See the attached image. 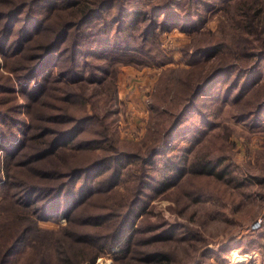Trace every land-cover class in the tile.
I'll list each match as a JSON object with an SVG mask.
<instances>
[{
    "label": "rangeland",
    "instance_id": "rangeland-1",
    "mask_svg": "<svg viewBox=\"0 0 264 264\" xmlns=\"http://www.w3.org/2000/svg\"><path fill=\"white\" fill-rule=\"evenodd\" d=\"M159 1L161 0H131V4L133 7L146 8L148 4ZM206 1L216 5L205 11L204 16L207 19L199 31L176 26L165 32L158 31L157 37L144 38L142 33H137L134 37L122 34L121 37L130 45L142 46L143 49H109L107 54L101 52L100 56L82 58L80 66L85 76L97 74L104 78L101 83L88 80L74 83L73 77L70 79L61 75L60 70L73 67L68 61V55L63 56L58 64L54 60L47 63L46 66L54 72L53 77L60 78V82L55 84L60 89L55 92L58 99L49 95V99L47 98L48 103L55 102L54 109L50 104L45 107L39 105L33 109V116L42 115L45 118L44 122L37 124L53 129H68L77 125L79 119H87L88 123L78 133L92 147L100 146L93 147L92 151L70 150L67 161L64 160L60 166H68L69 160V163L78 164L81 161L87 165L107 154V149L112 147L110 155L130 152L145 158L153 145L163 142L165 131L170 128L174 121L173 115L180 107L181 95L199 82L203 74L218 67V56L209 59V56L199 57V61L195 63L190 61L197 40L226 41L229 46L239 49L238 54L243 51V47L246 51H253L260 46L259 40H263L262 36L255 38L250 34L251 41L245 42L247 36L244 33H249V30L244 27L243 17L231 12L224 14L226 7L221 0ZM15 4L16 0L9 1L8 4L6 0H2L0 8L8 10ZM34 8L40 18L43 14L50 13V10L40 5ZM193 9L194 3H182V8L178 10L188 13ZM112 12L117 11L113 9ZM26 13L27 8L18 14L13 24H21ZM67 17V13H62L61 18L57 17L52 23L58 26ZM7 21L6 18L0 20V45L5 37L1 26ZM139 24L144 26L141 21ZM37 27L38 24L35 28L38 29ZM39 30L40 28L35 34L42 32V29ZM210 31L213 33L207 34ZM16 39L18 34H13L12 41L9 40L10 44L4 48V51L10 53L7 60L0 49V86L16 89L13 93L0 89V111L3 113L0 114V133L12 129L13 139L24 133L32 119L28 113V103L32 99L27 94L23 95L22 83L18 79V75H22L24 71H18L17 68L33 64L44 50L30 48L29 52H25L32 55L30 59L20 60V54L11 55L19 53L15 51L19 43ZM11 42H14V46ZM37 44H42V40ZM261 51L263 49H258L255 53ZM257 56L244 63L234 62L247 66L258 59L259 65L254 72V79L264 83V55ZM105 71L110 72L109 76ZM241 82L239 80V86ZM51 84L53 82L44 80L41 87L44 90V87H50ZM228 85L229 80L221 81L218 91ZM253 88L254 86L250 92ZM47 90L48 94L51 93ZM74 91L79 94L82 92L86 99L83 101V97H78L79 95L63 99L68 95L67 92ZM236 91L238 88L234 89ZM245 95L247 93L238 103L224 100L220 95L212 98L210 106L206 103L208 100L200 101L202 106H206L203 111L207 117L200 114L196 118L208 120L210 117L209 123L204 124L200 120L192 134L179 135L168 154L157 155L153 162L147 163L141 159L126 162L119 182L110 190L107 185L112 182L111 172L115 167L112 165L103 182L105 184L97 186L94 189L96 191L88 194L85 201L74 209L70 219H66L60 211L55 219L40 220L39 227L50 231L54 236L59 234L65 240V251H84V264L91 263L89 256L97 251V247L105 251L98 255L93 264H150L145 260L147 252L155 249L170 256L163 264H232L238 253L243 255L239 249H233L231 253H219L217 250L225 244L232 245L243 237L246 240L256 238L258 245L256 243L245 254V260L233 264H264V114L256 120H243L242 116L250 108V102L243 101ZM259 96L256 93L252 99ZM16 104L20 105L17 109ZM62 105H66V113L59 109ZM57 115L73 116L76 120L61 123L63 125L53 123L51 118ZM97 140L99 143H96ZM13 143L14 140H7L3 136L0 138V259L3 251L14 243L22 228H27L30 224L28 221L25 224L15 223L20 217H26V212H17L12 200L15 202L19 199L17 206L29 207L21 202L24 196L21 197L20 194L24 189L16 184L10 197L3 185L7 176L5 163L10 162V168L11 163L20 158L18 155L8 157L7 147ZM173 163H180L179 168L184 167L183 175L175 177L176 180L170 177L175 173L169 167ZM35 166L44 168L40 162L35 163ZM13 168H16L19 175L29 174V167L17 165ZM163 182L168 187L166 191H160ZM142 184V202L139 200L134 206L133 202L138 198ZM154 187L158 189L153 190ZM13 191L16 192L15 197ZM36 199L34 207L42 206L49 198L36 195ZM49 208L45 210L51 212V207ZM132 208L136 212L128 222L127 226L130 228L119 239L114 232L119 224L121 226L126 217L125 213ZM93 216L94 220L90 218ZM27 217L30 215L27 214ZM85 219L87 220L84 223ZM257 222H260V227L252 230ZM87 230H95V238H85L83 234ZM208 250H214V253ZM53 251L47 253L43 250L48 258H54ZM41 252V247L35 252L32 233L29 232L9 264H36ZM136 255L139 258H134ZM50 263L55 264L54 259Z\"/></svg>",
    "mask_w": 264,
    "mask_h": 264
},
{
    "label": "trees",
    "instance_id": "trees-1",
    "mask_svg": "<svg viewBox=\"0 0 264 264\" xmlns=\"http://www.w3.org/2000/svg\"><path fill=\"white\" fill-rule=\"evenodd\" d=\"M9 1L12 0H6L7 4ZM220 2L226 7L224 14L226 13L227 15L231 12L243 17L244 27L249 30V33H244V36H247L244 39L245 42L251 41L250 34L255 38L262 36L264 40V0H221ZM182 3H189L191 5L194 3L193 11L190 10L188 13H181L178 9L182 8ZM36 5L46 7L47 10H50V13L43 14L40 18L36 15L34 8ZM148 5L146 8L133 7L131 0H16V4L12 8L8 10H1L0 8V20L4 18L8 19L6 24L1 26L5 37L0 45V49H2L6 60L10 53L4 51V48L10 44L9 40L12 41L11 37L13 34H18V39L16 40H19V43L15 51H19V53L11 55L18 56L20 54L18 57L20 60L23 58L30 59L32 55L25 53L29 52L30 48L32 50L44 49L43 53H39L38 60L34 61L33 64L27 67H25L26 65L22 67L18 66L17 68L18 71L19 69L24 71L22 75H18V79L22 83L21 89L24 92L23 95L25 96L27 94L32 99L28 103V113L32 118L31 123L28 124L27 129L17 139H13L12 129L11 131L8 130L7 132L0 133V138L3 136L7 140H14L15 142L7 147L8 157H13L14 155L20 156L18 161L13 164L11 163L10 168V162L5 163L7 176L3 185L6 188V193L12 197V189L17 184L19 188L24 189L23 193L20 194L21 197L24 196V200L20 201L24 203V206L29 205L28 208H22L16 205L19 199H16L15 202L12 200V205H15L16 208H14L17 212H26V217H20L15 223L19 224V222H22L25 224L27 221L30 222L27 228H22L14 243L3 251L0 264H9L11 262V258L17 252L19 244L27 238L29 232L32 233V245L35 248V252L40 247L42 249L41 256L38 258L36 264H49L52 259H54L55 264H84V258H82L84 251L80 253H78L79 251H65V240L59 234L54 236L50 231L42 230L39 227V221L55 219L57 212L59 213L60 211L63 212L66 219H70L75 211L74 209L85 201L86 196L96 191L94 189L97 186L105 184L103 182L108 177L109 169L114 165L115 167L111 172L112 182L107 185V188L110 190L119 182L122 176V168L126 162L141 159L143 162L149 163L153 162L157 155L168 154L174 140L179 135L187 136L197 129L201 119L198 120L196 115L201 114L202 117H207L203 111L206 106H202L200 101L208 100L209 102L206 103H209L210 106L212 104V98L220 95L224 100H232L234 103H238L243 99L244 94L247 93L243 101L245 103L250 102V108H246L249 111L242 116V119L256 120L263 116L264 83H260L254 79V72L259 65L258 59L247 66H241V64L234 62L244 63L249 59L254 60L255 57H258L257 55L259 57L264 55L263 40H259L260 46L256 45V47H259L254 48V52L251 49L246 51L243 47V51L240 54H238L239 49L229 46L226 41L197 40L196 48L191 54L190 61L195 63L199 61V57L205 58L209 56L207 57L209 59L218 56L219 64L213 71L203 74L199 82L189 87L187 92L185 91L181 95L179 99L180 107L173 115L174 121L170 125V128L165 131L163 142L158 145H153L145 158H140L137 153L130 152L110 155V151L113 150L112 147V149H107L109 154L107 153L87 165L81 161L78 164L75 162L69 163V160L67 162L68 166H60L64 160L67 161L68 151H78L79 149L92 151L91 149L93 147L100 146L95 145L92 147L78 133L81 127L88 123L87 119H79L77 125L68 129H53L50 126L37 124L38 122H44L45 118L42 115L33 116V109L39 107V105L45 107L49 104L54 109L56 107L55 102L48 103L47 98L52 97L53 99H58L55 92L60 89L55 86L56 83L60 82V78L53 77L52 74L54 72L46 66L47 63L50 60H54L58 64L63 56L68 55V61L73 64V67L69 70H60L61 75L67 76V78L70 77V79L73 77L72 81L74 80V83L83 82L84 80L101 83L104 78L97 74L94 76L91 74L85 76V72L80 66L82 58L86 57L88 59V57L94 55L100 56L101 52L107 54L109 49H115V51H126L127 49L129 51L136 49L137 51L139 48L143 49L142 46L130 45L127 40H124L125 38L121 37L122 34L134 37L137 33H142L144 38L157 37L158 31L165 32L176 26H180L189 31H199L201 25L207 19L206 15L204 16L205 11L210 9V7H214L216 4L206 0H161L156 4L152 3ZM26 8L28 9V13L24 16L25 20L21 24H13L15 18L19 16L18 14L23 13ZM113 9H116L117 12H112ZM62 13H67L68 16L63 23L58 26L52 23L57 17L60 19ZM140 21L144 23L143 27L140 26ZM37 24L39 26L37 28L42 29V32L35 34L38 30L35 28ZM211 33L213 32L210 31L207 34ZM39 40H42V44H37ZM26 41L29 42L25 44ZM152 41L157 42L158 40ZM11 44L13 45L14 42H11ZM258 49H263V52L261 51L256 54L255 51H258ZM232 55L233 57H231ZM9 65L7 61V66ZM201 68H204V66ZM46 69L47 71H45ZM105 74L109 76L110 72L105 71ZM44 80L48 81V83L51 81L53 84L50 87H44L43 90L41 83ZM223 80H229V85L221 88V91H218L220 88L219 83ZM239 80H242L240 86ZM185 86L187 87L188 85L185 84ZM253 86L254 88L250 92ZM235 88H238V91L234 92ZM0 89L10 93L16 91L14 88L10 89V86H0ZM47 89L51 93L48 94ZM232 90L234 93H232ZM67 93L68 95L63 97L64 100L75 97L76 95L83 97L82 92L80 94L75 91ZM256 93H259L260 96L252 99ZM15 98L17 100L18 96ZM15 98L12 97L11 99L15 101ZM82 99L84 101L86 98L83 97ZM255 103L256 105L254 106ZM19 106L16 104V109ZM59 109L65 111L66 105L60 106ZM0 114L3 113L0 111ZM47 120L49 121V118ZM75 120V117L67 115H57L51 118L53 123L60 125H63L61 123H68ZM209 120H211L210 117L208 120L201 121L205 124L209 123ZM96 143H99V140ZM39 162L44 168L35 166V163ZM17 165L20 167H29V174L22 173V175H19L16 168H13V166L16 167ZM180 165V163H173L169 166L175 170V173L170 176L174 180H176L175 177L178 178L183 175L182 171L184 167L179 168ZM143 185L139 188V196L133 202L134 206L138 204L139 200L142 202L141 194H144ZM154 188L153 190L158 189L156 187ZM166 190H168V187L163 182L160 191ZM15 195L16 192H14V197ZM36 195L49 199L42 206L34 207V202L37 200ZM49 207H51V212L45 210ZM135 212V209L132 208L125 213L126 217L121 226L119 224L114 232L117 238L120 239L128 231L130 228L127 226L128 222L132 219ZM27 214L30 217H27ZM90 218L94 220V216ZM86 220H84V223ZM83 236H86L85 238H95V230H87ZM256 243L258 245L256 238L246 240L243 237L232 245L225 244V246L217 251L219 253L223 251L231 253L233 249H239L241 254L248 253L249 250L255 247ZM43 250L47 253L53 251L54 258L46 257ZM104 251L103 248L97 247V251L89 256L91 259L90 264H93L98 255ZM208 252L214 253V250H208ZM134 258L139 257L136 255ZM169 259V255L155 249L147 252V258L145 260L150 264H163V261Z\"/></svg>",
    "mask_w": 264,
    "mask_h": 264
},
{
    "label": "bare ground",
    "instance_id": "bare-ground-1",
    "mask_svg": "<svg viewBox=\"0 0 264 264\" xmlns=\"http://www.w3.org/2000/svg\"><path fill=\"white\" fill-rule=\"evenodd\" d=\"M246 253H243V255H240L239 253L235 256V258H233V263L234 262H239L241 261L242 259L246 258L247 255H245ZM237 259V260H236Z\"/></svg>",
    "mask_w": 264,
    "mask_h": 264
},
{
    "label": "built area",
    "instance_id": "built-area-1",
    "mask_svg": "<svg viewBox=\"0 0 264 264\" xmlns=\"http://www.w3.org/2000/svg\"><path fill=\"white\" fill-rule=\"evenodd\" d=\"M260 227V222H257L254 226H252V230H254V229H256V228H258V227ZM251 256V255H250ZM245 260V259H244ZM238 263V262H237ZM237 263H235V264H237ZM232 264H233V262H232Z\"/></svg>",
    "mask_w": 264,
    "mask_h": 264
}]
</instances>
